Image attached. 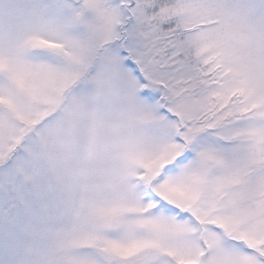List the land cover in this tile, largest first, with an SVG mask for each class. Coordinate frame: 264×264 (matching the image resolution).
I'll return each instance as SVG.
<instances>
[{"label":"snow or ice","instance_id":"obj_1","mask_svg":"<svg viewBox=\"0 0 264 264\" xmlns=\"http://www.w3.org/2000/svg\"><path fill=\"white\" fill-rule=\"evenodd\" d=\"M0 264H264V0H0Z\"/></svg>","mask_w":264,"mask_h":264}]
</instances>
